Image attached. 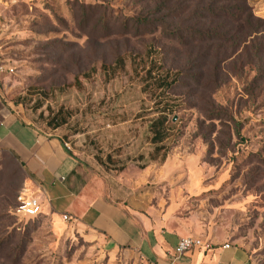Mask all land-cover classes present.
<instances>
[{"label": "rangeland", "instance_id": "374dc122", "mask_svg": "<svg viewBox=\"0 0 264 264\" xmlns=\"http://www.w3.org/2000/svg\"><path fill=\"white\" fill-rule=\"evenodd\" d=\"M203 1L0 0V59L15 69L4 95L82 162L160 170L159 196L186 198L197 237L264 264L263 74L217 38L209 50L159 27L169 15L184 35L207 23ZM248 3L264 19V0ZM24 176L0 152V264H153L64 213L21 212L6 194Z\"/></svg>", "mask_w": 264, "mask_h": 264}, {"label": "crops", "instance_id": "0c3cea01", "mask_svg": "<svg viewBox=\"0 0 264 264\" xmlns=\"http://www.w3.org/2000/svg\"><path fill=\"white\" fill-rule=\"evenodd\" d=\"M3 78L0 152L10 153L22 165L23 191L39 199L40 212L69 213L110 249H133L153 264H247V256L229 243L212 250L194 249L176 259L179 240L197 237L199 231L194 228V213H186L185 197L166 201L159 196L164 179L160 170L116 172L82 162L58 135L36 125L21 103L4 95Z\"/></svg>", "mask_w": 264, "mask_h": 264}, {"label": "trees", "instance_id": "16d2710c", "mask_svg": "<svg viewBox=\"0 0 264 264\" xmlns=\"http://www.w3.org/2000/svg\"><path fill=\"white\" fill-rule=\"evenodd\" d=\"M164 1L166 4L171 2L174 4L173 11L184 7L183 0ZM203 3L204 6L200 10L205 12L206 15L202 18L207 20V23L192 24L184 35L181 29L176 26L172 27L171 17L173 16L169 15L166 16L168 18L164 17L160 20L159 27L162 32L166 37L177 42L182 41L184 37L191 38L192 42L204 41L208 43L209 50H212V43L217 38L223 43L224 51L227 54L231 50L233 54L238 53L246 57V66L253 67L257 72L260 71L264 78V19L254 14L248 0H204ZM119 62L123 64L122 59ZM167 81L168 79L163 82ZM170 84L171 82L168 85ZM161 136L159 131H155L153 139L157 140ZM19 194V191H12L6 196L11 200L16 196V203H19Z\"/></svg>", "mask_w": 264, "mask_h": 264}, {"label": "built area", "instance_id": "2783aa9c", "mask_svg": "<svg viewBox=\"0 0 264 264\" xmlns=\"http://www.w3.org/2000/svg\"><path fill=\"white\" fill-rule=\"evenodd\" d=\"M15 69L12 65L0 61V78L12 75ZM18 201L21 205L20 211L25 213L26 215L33 217L40 213V201L38 198L33 197L27 193V191H23L18 196ZM65 220L71 218L69 215H63ZM225 248H229L230 245L226 244ZM214 248L213 244L203 240L200 237L196 236H187L183 237L179 240L176 250H175V258H180L185 253L192 251L194 249H205L212 250Z\"/></svg>", "mask_w": 264, "mask_h": 264}]
</instances>
